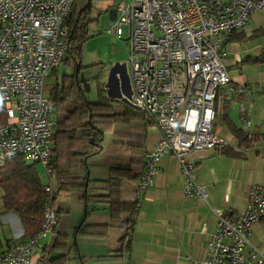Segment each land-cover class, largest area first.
<instances>
[{"label": "built area", "instance_id": "built-area-1", "mask_svg": "<svg viewBox=\"0 0 264 264\" xmlns=\"http://www.w3.org/2000/svg\"><path fill=\"white\" fill-rule=\"evenodd\" d=\"M74 1L0 0V167L20 157L41 164L49 177L41 228L1 252L5 264H32L57 223L50 168L56 119L45 80L66 58ZM115 12L106 31L129 50V101L160 134L145 155L138 192L154 185L160 160L170 156L182 163L184 196L208 201L185 158L232 148L214 129L217 92L231 81L226 39L246 29L254 13L264 14V0H120ZM249 125L244 120L241 130L252 137ZM214 215L208 257L194 264H264V248L249 239L254 223L264 229V183L250 186L235 216Z\"/></svg>", "mask_w": 264, "mask_h": 264}, {"label": "crops", "instance_id": "crops-1", "mask_svg": "<svg viewBox=\"0 0 264 264\" xmlns=\"http://www.w3.org/2000/svg\"><path fill=\"white\" fill-rule=\"evenodd\" d=\"M255 31L262 32L250 38ZM237 33L239 39L226 41L231 81L217 92L214 120V129L230 140L232 148L196 151L185 158L194 164L197 180L208 192V201L184 196L182 163L176 157H165L159 162L154 185L145 192H137L140 206L132 229V246L125 252L122 262L99 259L118 249L123 236L118 230L111 231L108 236L80 237V242L85 245L94 242L101 247L100 252L95 253L90 247L76 249V229L85 218L81 219L86 207L80 199L81 194L74 192L76 207L70 209L68 225L60 227L57 221L51 236L34 251L32 264H51V258L63 254V250H53L43 258L44 250L53 246L59 234L68 236L67 264H194L208 257L209 239L216 227L214 210L235 216L245 208L250 186L264 183V57L259 61L264 52V24L256 26L251 18L248 27ZM118 67L123 68L131 97L128 68L116 64L113 70ZM244 120L249 121L248 130L256 137L253 145L247 148L239 146L230 127L241 129ZM147 126L140 133L145 134L148 152L158 142L160 134L155 125L148 122ZM94 172V178L108 176L107 168H96ZM127 182H124L125 189L138 191V180L131 188L126 187ZM3 194L0 187V236L3 243L0 253L11 244L29 238L16 212L3 207ZM89 213L91 219L87 218V223H111V209L107 204H90ZM74 214L76 216L72 217ZM249 239L251 244L264 248V229L260 223L251 226Z\"/></svg>", "mask_w": 264, "mask_h": 264}, {"label": "trees", "instance_id": "trees-1", "mask_svg": "<svg viewBox=\"0 0 264 264\" xmlns=\"http://www.w3.org/2000/svg\"><path fill=\"white\" fill-rule=\"evenodd\" d=\"M92 1L89 5L88 0L74 1L67 19L70 41L64 60V64H68L73 72L63 74L49 93L56 119L50 160V168L57 183V188L53 187V200L57 203V193L79 192L86 208L85 218L76 229L77 235L101 237L108 236L113 230L122 232L118 249L99 258L107 262H122L125 252L132 246V229L140 206L138 191L125 189L124 182L139 179L147 150L145 134L120 130L116 126L146 117L141 111L109 98L104 87V71L93 72L92 69V73H89L90 67L82 63L81 48L89 37ZM114 2L116 4L117 0ZM237 32H232L226 41L239 39ZM261 32L255 31L252 36ZM263 57L264 52L259 61ZM56 72L57 69L52 74ZM90 83L96 91L95 101L87 95V84ZM230 127L239 146L251 147L256 141L254 135L248 137L236 126ZM108 134L113 135V139L105 144L103 142ZM99 153H104L103 158H92ZM92 165L107 168L108 176L94 178L91 174ZM0 187L4 192L3 207L16 212L27 237L35 235L41 228L49 201L37 163H29L20 157L8 161L0 167ZM90 204H107L111 209V223H87ZM61 211L69 212L64 209ZM2 248L0 236V251ZM69 248L68 236L59 234L53 246L50 249L46 247L43 258L53 250H63V254L51 258L50 263L67 264Z\"/></svg>", "mask_w": 264, "mask_h": 264}, {"label": "rangeland", "instance_id": "rangeland-1", "mask_svg": "<svg viewBox=\"0 0 264 264\" xmlns=\"http://www.w3.org/2000/svg\"><path fill=\"white\" fill-rule=\"evenodd\" d=\"M115 0H93L92 8H91V22L89 23V37L84 41L81 48V60L84 66L90 67L88 70L89 73L96 71H104L103 78L105 82L106 94L109 98L119 101L123 104L130 106L131 108L137 110L130 102V88L128 83H126V77L124 72L122 71V67H118L111 71V69L116 65H126L128 68L127 61L129 59V50L127 45L125 44L123 39H119L114 34L107 33L106 29L109 27V23L112 19L111 13L112 10L115 9L113 6L115 5ZM120 0H117V2ZM258 13V12H257ZM252 21L254 25H263L264 24V14L258 13L252 15ZM252 35H250L251 37ZM253 37V36H252ZM251 37V38H252ZM65 62V61H64ZM60 65L57 69L56 74H51L47 76L45 80V92L49 94L52 91V88L59 82V79L63 74L72 73V69L68 64ZM95 65V66H94ZM122 68V69H121ZM87 95L90 100L95 101L97 98L96 91L93 86L87 84ZM110 93V94H109ZM118 97V98H117ZM127 100V101H126ZM146 119L143 120H132L129 124H117L116 128L120 130H130L135 132H144L145 127L147 126ZM113 135H106L105 141L103 143H108L112 141ZM104 153H99L92 158H103ZM40 177L44 184L49 183V177L46 174L45 169L41 164H37ZM96 168H102L96 165H92L91 174H94ZM94 177V176H93ZM52 180L54 183V187L57 188V183L54 174L52 173ZM135 181H128L126 183L127 188L133 187ZM74 192L69 194H56L57 201V221L60 224V227H65L69 223L70 217H67L69 213H71L70 209H75L76 200H75ZM61 209L69 210V212L61 211ZM92 214V213H91ZM85 213H83L81 219L84 217ZM76 216L74 214L72 217ZM91 219L90 214L87 217ZM78 222V224L81 222ZM77 224V225H78ZM83 235H77V239L74 240V243L77 244L76 249L81 250L79 246L82 248L90 247L93 252H100L101 247L96 245L94 242L90 245H85L80 242V237ZM78 242V243H77ZM75 251V249H74Z\"/></svg>", "mask_w": 264, "mask_h": 264}, {"label": "water", "instance_id": "water-1", "mask_svg": "<svg viewBox=\"0 0 264 264\" xmlns=\"http://www.w3.org/2000/svg\"><path fill=\"white\" fill-rule=\"evenodd\" d=\"M90 2H91V0H88V5L90 4ZM112 11H114V16H115V14H116V12H115V9H113ZM124 67H126V65L124 64ZM114 68V67H113ZM113 68L111 69L112 71H113ZM128 77V81H129V83H130V80H131V78H130V76H127ZM132 87V86H131ZM110 94V93H109ZM127 101V100H126ZM128 102H130V101H128Z\"/></svg>", "mask_w": 264, "mask_h": 264}, {"label": "bare ground", "instance_id": "bare-ground-1", "mask_svg": "<svg viewBox=\"0 0 264 264\" xmlns=\"http://www.w3.org/2000/svg\"><path fill=\"white\" fill-rule=\"evenodd\" d=\"M118 98V97H117Z\"/></svg>", "mask_w": 264, "mask_h": 264}]
</instances>
